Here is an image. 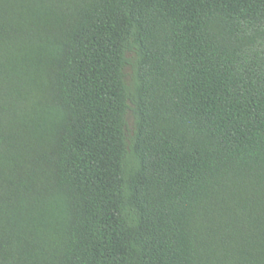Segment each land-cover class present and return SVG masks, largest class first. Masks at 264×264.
Instances as JSON below:
<instances>
[{
  "label": "trees",
  "instance_id": "obj_1",
  "mask_svg": "<svg viewBox=\"0 0 264 264\" xmlns=\"http://www.w3.org/2000/svg\"><path fill=\"white\" fill-rule=\"evenodd\" d=\"M0 264H264V0H0Z\"/></svg>",
  "mask_w": 264,
  "mask_h": 264
}]
</instances>
